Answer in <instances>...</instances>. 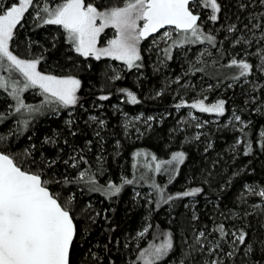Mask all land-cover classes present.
<instances>
[{"label":"trees","instance_id":"obj_1","mask_svg":"<svg viewBox=\"0 0 264 264\" xmlns=\"http://www.w3.org/2000/svg\"><path fill=\"white\" fill-rule=\"evenodd\" d=\"M16 2L0 0V5L8 7ZM220 2V19L210 33L216 36L215 47L207 42L185 45L173 49V58L169 61L161 50L149 51L146 39L140 45L143 67L132 70L121 67L118 73L113 65L122 62L79 56L70 50L59 26L41 25L30 11L17 25L11 42L14 54L25 59L43 57L38 65L40 71L56 76L72 75L82 85L76 106L60 108L58 112L48 109L31 117L15 113V101L0 89V115L6 117L0 121V136L5 137L0 140V150L15 156L24 168L32 167L27 163L31 157L24 155L26 150L37 161L45 157L55 159V165L44 173L45 179L75 180L80 171L90 169L97 183L105 187L110 182L119 186L124 179L134 180L113 197L89 191L83 182L50 185L61 199L75 195L74 211L82 235L74 245L72 264H143L138 260L139 253L150 243L162 241L163 235L159 240L156 237L166 232L172 233L174 251L161 264H180L181 260L184 264H202L206 252L195 253L194 259L192 256L185 259L184 255L191 251L193 234L199 231H205L209 241L221 243L223 250L219 251V258L224 264H245L251 259L244 254L246 245H238L240 251L229 258L226 253L232 250L230 237L220 240L211 231L220 223L229 232L243 228L249 233L248 243L253 245L257 256H264L260 244L264 239V212L244 215L246 211L253 212L254 204L264 207V198L250 194L246 187L264 188V149L259 136L264 131V73L256 67L247 80L241 77L236 81L231 77L238 70L227 67L233 58L246 59L255 66L260 64L254 53L264 49V40H260L259 30L253 34L245 25L251 28L257 21L250 22V15L264 13V7L249 0ZM242 3L247 7L241 9ZM200 14L202 21L204 15ZM229 25H236L237 30L228 32ZM241 36L251 39V46L234 45ZM205 44L210 48H205ZM164 47L167 44L161 49ZM196 68L205 70L197 72ZM116 75L121 78L113 79ZM120 89L135 93L140 103H129L126 93ZM101 95H109L110 99L99 100ZM205 97L208 101H226V112L220 120H211L212 114L198 110L195 114L201 118L193 119L185 106L176 107ZM23 98L26 103L33 101L36 105L39 99L43 101L42 95L29 101V90ZM233 113L248 124L244 130L246 138L240 131L241 124L233 120ZM139 115H142L140 121L128 124L129 117ZM92 116L103 120L104 126L101 128L98 121L93 122ZM25 119L29 120L26 129L21 123ZM69 120L73 121L70 127L66 123ZM197 135L199 139L195 138ZM46 137L57 142L46 144ZM245 139L253 145L252 153L247 156L244 155ZM238 140L241 143L237 144ZM177 151L184 152L186 159L176 173L165 171L168 165H163L159 173L154 171L155 163L170 160ZM137 152L144 155L137 157ZM152 155L157 161L151 160ZM72 156L76 157L75 161L70 159ZM81 156L87 163L79 162L73 168L71 165L80 161ZM146 164L152 168L145 167ZM154 184L171 195L194 187L203 191L195 197L161 202L157 206L159 196ZM89 215L95 217L94 222L86 219ZM194 216L198 219L194 220ZM148 225H151L148 232L139 237Z\"/></svg>","mask_w":264,"mask_h":264},{"label":"snow or ice","instance_id":"obj_2","mask_svg":"<svg viewBox=\"0 0 264 264\" xmlns=\"http://www.w3.org/2000/svg\"><path fill=\"white\" fill-rule=\"evenodd\" d=\"M258 3L264 7V0H249V3ZM247 7L241 4L240 8ZM34 9V18L41 25L59 26L65 33L66 42L81 57H92L96 61L102 58H110L114 61H121L128 70L140 69L143 67V56L141 54V42L159 33L161 29L170 28L171 31H164L162 39L167 47L161 49L165 60L173 58V49L183 48L190 44H207L216 46V36L203 30L200 10L206 11V19L216 23L220 19L222 4L220 0H122L121 6H112L107 8L98 7L95 3L86 2V0H18L8 7L0 5V71L7 75H0V89L8 93V96L15 101V113L23 115L27 112L31 114L39 113L43 108L59 111L60 108L74 107L79 102L78 92L81 89L82 81L72 75L56 76L46 74L38 70V65L43 57L35 59H24L18 57L10 50L11 42L14 40L17 25L21 24L26 12ZM250 22L256 20L251 28L245 25L249 32L255 34L259 30L260 40H264V13L252 14L249 17ZM99 21V23H98ZM142 22V23H141ZM114 29V36L107 39L104 46L100 44L101 34L105 29ZM236 25H229L227 31L235 32ZM175 32V36L173 35ZM170 41V43H169ZM153 45L159 48L157 39H153ZM259 43V41H257ZM244 44L251 46L252 40L244 36L238 37L234 45ZM205 53H201L203 56ZM210 55V53H208ZM259 57L260 64L253 65L246 59H231L227 67H234L238 70L237 75L231 79L238 81L241 77L247 80L255 68L264 73V49L254 53ZM193 67H195L193 65ZM204 68H196L195 71L203 72ZM18 74V76L16 75ZM119 75L113 79H120ZM231 86V85H230ZM29 89H37L43 96L41 105H31L25 103L22 98L23 93ZM126 93L128 102L135 105L140 100L136 94L127 89H120ZM160 95V93H157ZM99 100L106 101L110 99L109 95H101ZM205 99H197L188 104L186 102L177 104L176 107L187 106L191 109H197L201 113H214L217 116H224L226 112V101L217 100L215 103L206 104ZM255 99V98H254ZM259 109H257L258 111ZM6 117L0 115V121ZM93 122H97L96 116L90 117ZM134 119H139L136 117ZM153 119L148 117V120ZM233 120L241 124L240 131H244L246 124L239 115L233 114ZM233 121H229L232 123ZM24 128L29 126V120L21 121ZM69 127L73 121L66 122ZM102 128L105 124L103 120L98 121ZM197 127H203V124H197ZM76 135L75 132L71 133ZM99 136V131L96 132ZM261 138L260 146L264 149V131L259 133ZM199 139V135L195 137ZM5 137L0 136V140ZM57 141L46 137L44 143L55 144ZM67 143V141H64ZM91 144V141L88 142ZM241 141H237V144ZM246 149L244 155L247 156L253 151L252 142L245 139ZM35 149V145L31 146ZM26 157H31L27 163L32 167L24 168L17 162L15 156H10L4 151H0V264H72V251L74 245L79 243L81 229L77 222L78 217L74 211L75 195L61 199L60 194L54 191L50 185L85 183L89 186V191H100L106 197L118 195L125 184H132L134 180L124 179L118 186L114 183H108L105 187L95 180V173L90 169L80 171L75 180H69L67 177L63 181L52 177L44 178L46 170L51 169L55 159H44L37 161L32 157L30 151H25ZM137 157L144 155L140 152L135 153ZM73 161L75 156L70 157ZM99 159V158H98ZM186 154L177 151L172 154L171 159L155 163L154 171L159 173L163 165L170 166L165 169L171 174L178 171L179 165L185 162ZM152 161H157L155 155L151 156ZM79 162L87 163L83 156L80 161L71 166L76 168ZM68 164V161H64ZM175 165V167H171ZM145 167L152 168L151 164ZM249 193L260 198H264V188L257 190L255 187L246 186ZM159 199L157 206L162 203H169L176 199L195 197L203 189L194 187L175 195L166 194L159 185H153ZM139 195V194H137ZM243 199V197H242ZM253 212H245L244 215L259 214L264 212V207L260 204L252 206ZM86 211V209H85ZM96 216L99 213L95 214ZM86 219L95 221L94 216H87ZM193 219H198L194 216ZM151 225L146 226L138 235L144 237ZM264 227V225H262ZM218 234L220 240H227L230 237L232 250L226 255L231 258L236 252L240 251L238 245H246L244 254L251 257L245 264H259L264 261V256H257V251L253 245L248 243L249 233L243 228L229 232L223 223L216 225L212 230ZM164 239L159 243H150L143 249L138 256V260L143 264H161L165 257L174 251V242L171 232L158 234ZM194 242L190 246L191 251L185 253V259L195 253H205L206 258L202 264H224L223 259L219 258V251H222V245L219 241L212 242L208 240V234L205 231H199L193 234ZM264 250V239L260 240ZM106 247V246H105ZM95 257V254H92ZM211 257V259H207ZM98 259V258H97ZM180 264H184L181 260Z\"/></svg>","mask_w":264,"mask_h":264},{"label":"rangeland","instance_id":"obj_3","mask_svg":"<svg viewBox=\"0 0 264 264\" xmlns=\"http://www.w3.org/2000/svg\"><path fill=\"white\" fill-rule=\"evenodd\" d=\"M86 2H92V3H95L98 7H102V8H107V7H112V6H121L122 4V0H86ZM29 11L31 12V14L34 15V9L30 8ZM28 11V12H29ZM200 12L204 15V19L200 22V24H202V26H205V29L204 30L205 32H208V33H211L213 28H214V23L211 22V21H208L206 19V11L201 9ZM27 13V12H26ZM25 13V14H26ZM22 21V20H21ZM99 23V21H98ZM142 23V22H141ZM164 31H171L170 28H166L164 29L163 31H161L160 33L158 34H155L153 35L152 37H149L147 40H148V46H149V51H155L156 53H159L160 50H161V47L166 44L162 39H160V37L162 36L163 32ZM115 32H114V29H111V28H108V29H105V32L101 34V37H100V44L98 46H104L106 44V41L107 39H110L114 36ZM173 35L175 36V32H173ZM157 39L158 42H159V48H157L156 46L153 45L152 41L153 39ZM142 43V42H141ZM205 48H210L209 45L205 44ZM10 50H11V45H10ZM21 58V57H20ZM25 59V58H24ZM121 62V61H120ZM121 67H126L123 62L122 64H119V65H113V70L118 73L120 71V68ZM38 70H39V67H38ZM40 71V70H39ZM42 72V71H41ZM44 73V72H43ZM48 74V73H46ZM0 75H7L6 72H3V71H0ZM18 76V74H16ZM3 90V89H2ZM4 91V90H3ZM41 94L39 92V90L37 89H29V101L30 100H34L36 99L37 97H39ZM23 96H24V93H23ZM22 96V98H23ZM24 99V98H23ZM43 100V99H42ZM28 101V102H29ZM41 100L39 99L37 105H41ZM194 102V101H193ZM216 101H208V100H205V103L206 104H211V103H215ZM26 103V101H25ZM27 104H31V105H36V103H34L33 101L32 102H29ZM187 111L189 112V115L191 116V118L193 117V119H200L201 116H198L197 114H195V111H197V109H191L187 106H185ZM48 109L47 108H43L41 112L39 113H34L35 116L36 115H40L42 114L43 112L47 111ZM25 114H28L27 112H24ZM34 114H31V115H34ZM212 114V117H211V120H220L221 119V116H217L216 114L214 113H210ZM235 115H237L236 113H233ZM233 116V115H232ZM139 119H134L136 117H129L128 119V124L129 125H133V121L136 122V121H140L142 119V115H139L138 116Z\"/></svg>","mask_w":264,"mask_h":264},{"label":"water","instance_id":"obj_4","mask_svg":"<svg viewBox=\"0 0 264 264\" xmlns=\"http://www.w3.org/2000/svg\"><path fill=\"white\" fill-rule=\"evenodd\" d=\"M198 22H199V21H198ZM163 30H164V29H161L160 32L163 31ZM160 32H159V33H160ZM156 34H158V33H156ZM154 35H155V34H154ZM0 151H1V150H0ZM6 154H8V153H6ZM8 155H9V154H8Z\"/></svg>","mask_w":264,"mask_h":264}]
</instances>
